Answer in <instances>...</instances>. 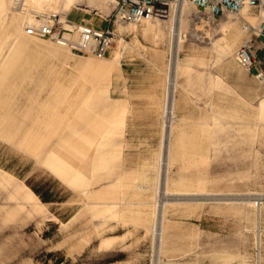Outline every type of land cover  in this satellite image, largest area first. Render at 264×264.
Masks as SVG:
<instances>
[{
    "label": "rangeland",
    "instance_id": "1",
    "mask_svg": "<svg viewBox=\"0 0 264 264\" xmlns=\"http://www.w3.org/2000/svg\"><path fill=\"white\" fill-rule=\"evenodd\" d=\"M53 12L110 28L104 56L26 31ZM257 21L0 0V264H264Z\"/></svg>",
    "mask_w": 264,
    "mask_h": 264
},
{
    "label": "built area",
    "instance_id": "2",
    "mask_svg": "<svg viewBox=\"0 0 264 264\" xmlns=\"http://www.w3.org/2000/svg\"><path fill=\"white\" fill-rule=\"evenodd\" d=\"M111 4L114 15L119 19L139 21L151 17L158 9L166 5L167 0H105ZM198 9L205 10L210 15L238 13L241 9L256 11L258 21L253 34L264 40V0H189ZM51 17L40 20L26 28L28 33L37 36H47L65 44L74 51L92 53L102 57L107 52L112 39V31L107 26H93L86 21H74L65 17L54 20ZM235 56L246 67L252 65L248 45L243 43L235 50Z\"/></svg>",
    "mask_w": 264,
    "mask_h": 264
},
{
    "label": "bare ground",
    "instance_id": "3",
    "mask_svg": "<svg viewBox=\"0 0 264 264\" xmlns=\"http://www.w3.org/2000/svg\"><path fill=\"white\" fill-rule=\"evenodd\" d=\"M102 1L106 2L105 0H102ZM53 14H55V13L53 12Z\"/></svg>",
    "mask_w": 264,
    "mask_h": 264
}]
</instances>
